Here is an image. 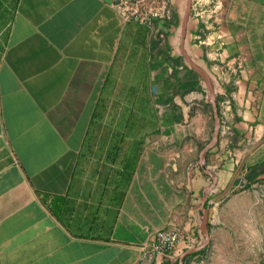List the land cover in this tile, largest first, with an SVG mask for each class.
<instances>
[{"label":"crops","instance_id":"1","mask_svg":"<svg viewBox=\"0 0 264 264\" xmlns=\"http://www.w3.org/2000/svg\"><path fill=\"white\" fill-rule=\"evenodd\" d=\"M115 1L0 0V264H264V0H222L206 24L172 0L165 45ZM220 47L242 65L221 81ZM194 65L231 103L203 163L216 119ZM94 124L112 139L91 161ZM203 208L209 242L183 256ZM174 227V252H152Z\"/></svg>","mask_w":264,"mask_h":264},{"label":"built area","instance_id":"2","mask_svg":"<svg viewBox=\"0 0 264 264\" xmlns=\"http://www.w3.org/2000/svg\"><path fill=\"white\" fill-rule=\"evenodd\" d=\"M115 6L124 22L133 21L145 25L149 29L150 34L157 39L159 45L166 44V32L159 27L158 21L171 19L173 12L172 0H116ZM221 7L222 0H196L193 3L195 15L205 24L217 16ZM206 44L211 46L214 43L206 42ZM223 44L224 42L220 41V46H223ZM221 47L213 48L206 53L212 62L210 68L220 81L229 72L236 73L242 67L240 61L233 63L230 61L220 62ZM152 91L153 93L157 92L155 85L152 86ZM230 106V100L227 98L219 113L220 129L224 135H228L231 132ZM182 235L183 230L180 227L159 229L155 232L149 248L155 253L172 254L177 248Z\"/></svg>","mask_w":264,"mask_h":264},{"label":"water","instance_id":"3","mask_svg":"<svg viewBox=\"0 0 264 264\" xmlns=\"http://www.w3.org/2000/svg\"><path fill=\"white\" fill-rule=\"evenodd\" d=\"M191 6H192V0H189L188 9H191ZM184 55L186 56L185 53H184ZM194 67L197 68L195 65H194ZM198 70H200V69H198ZM200 72L202 73L203 77L205 78V80H206V82L208 84V87H209V90H210V97H211L213 105H214V114H215V119H216V126H215L213 137H212L211 141L208 143V145L204 148V150L201 153V162L203 163L205 161V152H206V150L210 146H212L215 143V141L217 140V138H218L219 131H220V116H219V112L217 110L216 100H215L214 95L212 93V85H211V82H210V78H209L208 74L204 70H200ZM210 174H211V176L213 178V181H215V176L212 173H210ZM209 188H207V190ZM206 219H207V209L203 208V214L201 215V218H200V227H201L202 234L204 236L203 243L200 246H196V247H192V248L188 249L187 251L184 252L183 256H185L187 253H190L192 251L202 249L208 244V242H209V234H208V226H207Z\"/></svg>","mask_w":264,"mask_h":264},{"label":"rangeland","instance_id":"4","mask_svg":"<svg viewBox=\"0 0 264 264\" xmlns=\"http://www.w3.org/2000/svg\"><path fill=\"white\" fill-rule=\"evenodd\" d=\"M105 133H106V131H104V128L102 127V125L94 124L93 129L91 131V136H89V138H88V140H89L88 143H89L90 149H88V153L86 155L91 157L89 160H91V161L96 160V155H97L96 146L97 145H100V144H103L106 142L108 143V140L112 139V138L104 137L103 134H105ZM115 140H117V138H115Z\"/></svg>","mask_w":264,"mask_h":264},{"label":"trees","instance_id":"5","mask_svg":"<svg viewBox=\"0 0 264 264\" xmlns=\"http://www.w3.org/2000/svg\"><path fill=\"white\" fill-rule=\"evenodd\" d=\"M204 251H205V248H204V249H201V250L198 251L197 253H198V254L200 253V255L202 256L203 253H204ZM192 254H194V253H192ZM190 255H191V254H190ZM162 264H177V262H175V263H170V262L165 261V262H163Z\"/></svg>","mask_w":264,"mask_h":264}]
</instances>
